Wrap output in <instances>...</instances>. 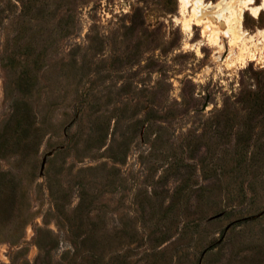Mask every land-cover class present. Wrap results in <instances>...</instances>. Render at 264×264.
<instances>
[{
	"label": "rangeland",
	"instance_id": "rangeland-1",
	"mask_svg": "<svg viewBox=\"0 0 264 264\" xmlns=\"http://www.w3.org/2000/svg\"><path fill=\"white\" fill-rule=\"evenodd\" d=\"M204 1L0 0V264H264V9Z\"/></svg>",
	"mask_w": 264,
	"mask_h": 264
},
{
	"label": "bare ground",
	"instance_id": "bare-ground-1",
	"mask_svg": "<svg viewBox=\"0 0 264 264\" xmlns=\"http://www.w3.org/2000/svg\"><path fill=\"white\" fill-rule=\"evenodd\" d=\"M183 3V6L185 8L192 6L191 8V13L192 16L194 18H198L201 13H202V8L205 4L204 0H194L193 2H190L191 0H180ZM236 1V0H235ZM231 3V2H230ZM229 3V6H230ZM239 4V3H238ZM222 5V4H221ZM232 5V3H231ZM235 5V4H234ZM243 5V4H241ZM218 7V12H217V16L220 17V19L224 20L227 23V28L224 29L227 31V33L229 32L231 35H233V38H239L240 37H245V32L247 33V31H244L242 29V22H241V13L238 12V10L236 9H228L227 8H222L220 7V5L217 6ZM241 7V6H240ZM246 8L250 10L251 14L255 17H257L260 12L264 9V0H262L261 4H256V0H246ZM239 9V7H238ZM242 9V8H241ZM243 11V9H242ZM189 20V19H188ZM194 20V19H193ZM210 20L208 19V22ZM187 22V21H186ZM197 24L199 23V19L197 20ZM188 23V22H187ZM194 23V22H193ZM191 24V23H190ZM190 24L188 23V27L190 28ZM210 26V22L206 25V27ZM213 27V26H212ZM188 29V28H187ZM208 31V30H207ZM204 32V31H203ZM206 32V31H205ZM261 32L264 33V29L261 30ZM208 34V33H207ZM218 35V34H217ZM253 35H250L248 38H252ZM220 37V36H219ZM264 37V36H263ZM212 38V37H211ZM216 38V37H215ZM247 38V37H246ZM208 39V38H207ZM217 39V38H216ZM232 39V38H231ZM242 40V39H241ZM240 40V41H241ZM245 40V39H244ZM235 41V40H234ZM248 41V40H247ZM247 41L245 43H247ZM242 42V41H241ZM240 42V43H241ZM250 42V41H249ZM238 43V42H237ZM239 43V44H240ZM244 43V44H245ZM242 45V44H240ZM234 47V46H233ZM245 47V46H244Z\"/></svg>",
	"mask_w": 264,
	"mask_h": 264
}]
</instances>
